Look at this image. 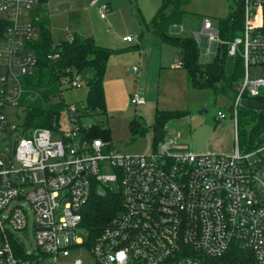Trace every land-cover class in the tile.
<instances>
[{
  "label": "built area",
  "instance_id": "1",
  "mask_svg": "<svg viewBox=\"0 0 264 264\" xmlns=\"http://www.w3.org/2000/svg\"><path fill=\"white\" fill-rule=\"evenodd\" d=\"M91 3L107 18L108 1ZM40 5L46 8L48 0H0V264H62L61 257L84 244L94 264H264V137L244 148L237 134L240 105L264 93V74L251 71H264V0H243L241 31L233 39H222L210 18L194 35L199 43L207 37L205 58L214 43L215 54L227 43L228 55L243 60L232 103V153L195 152L178 135L143 154H119L109 140L88 132L90 115L76 103L63 109L64 127L8 120L11 107L25 112L23 83L38 64L31 43L39 36L34 11ZM173 65L182 67V59ZM78 76L66 84L78 85ZM144 101L131 96L134 104ZM224 117L219 110L217 118ZM115 182L121 204L96 238L85 242L76 236L84 229L83 208L93 193L116 191ZM28 209L34 218L32 252L15 236L28 228ZM64 264L85 263L76 258Z\"/></svg>",
  "mask_w": 264,
  "mask_h": 264
},
{
  "label": "rangeland",
  "instance_id": "2",
  "mask_svg": "<svg viewBox=\"0 0 264 264\" xmlns=\"http://www.w3.org/2000/svg\"><path fill=\"white\" fill-rule=\"evenodd\" d=\"M234 0H189L185 5L186 14L178 26L181 32L195 35L201 31L204 18H210L217 26L219 18L229 14ZM111 9L107 18L92 14L85 29L95 42L110 51L103 85L106 111L85 119L86 123L101 121L109 127L111 147L119 154H143L154 145L152 124L156 110H186L188 113L172 117L165 123L164 137L176 138L186 143L195 152L232 153L236 150V129L232 118L233 91L216 92L212 88L192 87L188 83L186 69L173 65L182 59L179 46L160 40L148 28L159 6V0H110ZM66 26V23H62ZM62 25V26H63ZM179 33V32H176ZM54 33L53 38L67 36ZM125 34L133 36L131 42L123 41ZM201 53L205 47L201 46ZM236 55L226 56V74L234 75ZM209 57L205 58L207 62ZM136 67V69H135ZM92 68H85L79 74V84L63 88L62 100L67 103L86 104L88 99L87 78ZM252 76L263 75L262 67H252ZM141 95L143 103L131 102L132 95ZM208 108L204 113L202 109ZM221 110L226 117L218 119ZM8 120L24 123L25 112L21 107H11ZM140 119L147 129L144 133H134L130 128L133 118ZM62 127L66 126L61 118ZM59 135H53L58 139ZM117 191V183H113ZM29 223L25 231H16L15 236L24 243L28 252L35 246L33 211L28 209ZM77 237L88 242L87 232L81 228ZM80 258L85 264H94L95 257L87 244L72 250L70 257H61L59 262Z\"/></svg>",
  "mask_w": 264,
  "mask_h": 264
},
{
  "label": "trees",
  "instance_id": "3",
  "mask_svg": "<svg viewBox=\"0 0 264 264\" xmlns=\"http://www.w3.org/2000/svg\"><path fill=\"white\" fill-rule=\"evenodd\" d=\"M189 0H161L155 15L147 26L160 40L179 46L182 53L183 67L187 71L188 83L192 87L212 88L216 92L233 91L237 94V86L244 74L241 57L237 56L234 75L226 74V56L228 44H219L213 61H200V43L190 33H175L171 27L179 25L186 14L185 5ZM45 7L39 6L34 11L39 27V36L31 43L37 52L38 64L35 72L24 80L26 92L23 96L25 122L27 127L54 128L60 124L63 109L67 102L62 100L63 88L72 87L65 80H71L85 68H92L87 78V103L79 104L85 108V114L94 116L105 113L106 101L104 91V75L110 57L107 47L97 44L91 35L75 33L71 38L55 40L51 33L49 17L44 15ZM243 19V0H234L230 5L229 14L219 18L217 27L220 37L231 40L241 31ZM57 53L56 57L50 54ZM264 93L249 99H263ZM186 110H156L152 124L154 145L164 138L165 123L172 117L186 115ZM130 128L134 133H144L147 126L137 117L131 119ZM92 136H102L109 140V127L101 121L90 123ZM237 134L239 145L250 148L264 137V105L258 108L253 105L241 104L238 110ZM118 191L104 194L93 193L83 208L81 225L87 232L88 239L94 240L101 228L115 213L121 204Z\"/></svg>",
  "mask_w": 264,
  "mask_h": 264
},
{
  "label": "crops",
  "instance_id": "4",
  "mask_svg": "<svg viewBox=\"0 0 264 264\" xmlns=\"http://www.w3.org/2000/svg\"><path fill=\"white\" fill-rule=\"evenodd\" d=\"M106 1H108L110 4V0ZM160 3L161 0H159V6ZM159 6H157V9ZM97 10L98 4H92L91 0H48V5L46 6L44 15H47L49 17L52 35L54 33H61L60 35L67 36L66 38H71L75 33L91 35L88 30L85 29V26L86 24H89V17L94 13L97 14ZM62 23H66V26ZM172 32H181V28L178 25H174L172 28ZM126 35L130 34H125L123 35V37ZM123 41L131 42L124 39ZM208 46L209 44L203 46L205 47V50L202 51L204 60V53L207 51Z\"/></svg>",
  "mask_w": 264,
  "mask_h": 264
},
{
  "label": "water",
  "instance_id": "5",
  "mask_svg": "<svg viewBox=\"0 0 264 264\" xmlns=\"http://www.w3.org/2000/svg\"><path fill=\"white\" fill-rule=\"evenodd\" d=\"M172 28H173V26L171 27V29ZM207 44H208L207 37L203 36L202 39H201L200 45L201 46H206ZM215 49H216V45L214 43L213 44V50L215 51ZM214 51L212 52L211 56L209 57V60H208L209 62L213 61V59H214V56H215V52ZM200 61L204 62V58H203L202 54L200 55ZM243 103L246 104V105H253V106H256L258 108H261L264 105V98L260 99V100H244ZM207 110H208V108L202 109L200 111V113H204Z\"/></svg>",
  "mask_w": 264,
  "mask_h": 264
}]
</instances>
